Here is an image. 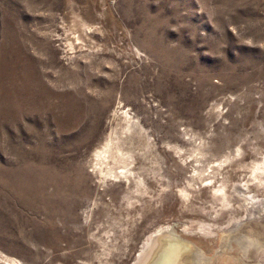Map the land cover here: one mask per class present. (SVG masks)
<instances>
[{
    "label": "rangeland",
    "instance_id": "rangeland-1",
    "mask_svg": "<svg viewBox=\"0 0 264 264\" xmlns=\"http://www.w3.org/2000/svg\"><path fill=\"white\" fill-rule=\"evenodd\" d=\"M108 136L129 179L95 168ZM254 165L264 0H0V264H140L156 237L264 264V221L258 260L219 236L264 200Z\"/></svg>",
    "mask_w": 264,
    "mask_h": 264
},
{
    "label": "bare ground",
    "instance_id": "bare-ground-1",
    "mask_svg": "<svg viewBox=\"0 0 264 264\" xmlns=\"http://www.w3.org/2000/svg\"><path fill=\"white\" fill-rule=\"evenodd\" d=\"M118 145L119 144H117V141L114 138L109 137L106 143L99 150L96 151L95 164L97 167L95 168L97 169L99 174L115 175V172L113 171V166L118 163H123L124 165L122 166V168H124V170L120 169L118 173L126 178L129 177L130 170L126 168L128 161L123 156L124 153L123 151H121L122 149L119 148ZM262 168L264 169V166L254 165L253 170H259ZM245 199L247 203V220L244 219L245 217L239 220H233V222H236V224H234L231 229L226 228L225 230H223L219 236L222 239V244L224 245V247L230 248L234 244L240 249V253L238 256L239 258L237 257L240 261H242L240 258L244 256L246 258L253 257L255 258V260H258L261 255H258L259 253H257V256L254 251L257 248V244L259 243V238H256L257 235L255 234V231L257 232V228L258 230L260 229L261 225L259 223L264 221V214L258 210L259 205L262 204L264 206V200L253 198L250 195L245 196ZM172 228L167 227L165 229L164 227L165 231H168V233L172 231ZM165 238L156 237V240H152L154 244L150 243L149 245H151V247L155 246V249L152 247L154 249L152 250L151 247L148 246L147 248L149 249L150 247L149 250H152L153 252L147 257L149 259H146V257H142L140 264H206L205 261L209 262V258L200 253V251L199 253L194 252L196 249L193 248L190 244H185L183 241L178 240L173 242L169 241L168 238ZM144 253L146 252L144 251L142 254ZM5 260L6 264H18L16 260H13L12 258H5ZM234 263L241 264L242 262H239L236 259V262Z\"/></svg>",
    "mask_w": 264,
    "mask_h": 264
}]
</instances>
